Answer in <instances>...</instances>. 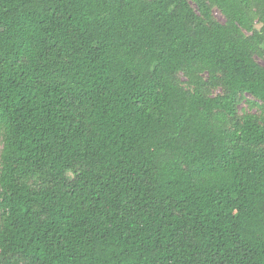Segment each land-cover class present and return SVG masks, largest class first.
Listing matches in <instances>:
<instances>
[{
	"label": "trees",
	"instance_id": "trees-1",
	"mask_svg": "<svg viewBox=\"0 0 264 264\" xmlns=\"http://www.w3.org/2000/svg\"><path fill=\"white\" fill-rule=\"evenodd\" d=\"M257 58L264 0H0V264H264Z\"/></svg>",
	"mask_w": 264,
	"mask_h": 264
},
{
	"label": "rangeland",
	"instance_id": "rangeland-1",
	"mask_svg": "<svg viewBox=\"0 0 264 264\" xmlns=\"http://www.w3.org/2000/svg\"><path fill=\"white\" fill-rule=\"evenodd\" d=\"M214 15L217 18V20L223 22V17L221 16V14L215 9L214 10ZM257 61L260 65H264V60L263 59H259L257 58Z\"/></svg>",
	"mask_w": 264,
	"mask_h": 264
}]
</instances>
